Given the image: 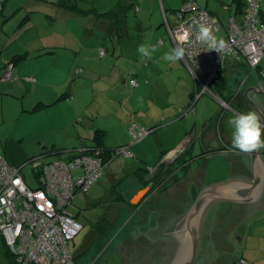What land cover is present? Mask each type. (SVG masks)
<instances>
[{"label": "crops", "instance_id": "crops-1", "mask_svg": "<svg viewBox=\"0 0 264 264\" xmlns=\"http://www.w3.org/2000/svg\"><path fill=\"white\" fill-rule=\"evenodd\" d=\"M40 1L36 2L32 12H27L28 21L24 24L22 20L19 29L36 31L37 39H30L31 42L25 41L12 50L11 56L3 55L0 65V115L2 118L0 125L7 126L4 130L0 128V152L10 164L24 166L28 164V160L42 156L44 153L47 155H43L40 159L60 155L69 157L70 152L83 147H92L94 137L99 132L103 133L104 148L113 150L119 146H128L130 152L131 145L136 143L130 144L131 126L150 131L148 136L155 139L163 127L173 125H162L168 118H177L181 112L193 108L191 110L194 114L191 120L187 116L184 118L186 121H183L184 129L177 128L174 132L177 142L179 137L181 139L183 133L185 134L183 142L178 144L179 147H169L166 151L160 150L159 161L154 168L150 167L151 171H154L155 167L161 163L163 152L176 153L189 147V150L187 149L189 153L197 141L202 144L200 150L209 151V141L218 138L221 145L216 152L227 151L236 154L230 163L232 167H229V171L236 173V179L239 181H252L250 165L248 168L247 163L241 160L245 155L250 162V157L247 153L233 148L231 141L233 129L227 123L234 114L253 111L246 100L232 95V82L252 72L248 71L244 61L236 60L231 56H228L231 59H224L227 56H223L222 68L214 86L218 97L215 102L221 105L220 100L225 101L229 107L220 106V109L210 112L209 105L202 104V95L199 97L200 93L196 92L194 78L183 60L174 64L178 72V82L172 83L170 80L169 85H166L161 80L148 81L141 73L142 66L138 61L141 58L140 55L136 61L133 60V55L127 54L131 52L127 46L118 48L115 40H111L114 31L112 32L107 25L101 24L92 28L84 26L71 13L58 9L56 5L66 0ZM73 1L77 3L82 0ZM87 1L90 0H83V2ZM158 1L164 26L169 35L170 28L177 22L178 10H172L173 17L169 19L163 7L166 0ZM29 2H35V0H27L21 4ZM20 11L22 12L21 9ZM40 12L43 16L36 17ZM169 38L172 46L176 47L170 35ZM157 45L163 48L164 41L159 38ZM168 51L166 49L164 52ZM101 52L103 56H100ZM136 53L139 54L137 51ZM159 53L157 51L153 56L159 57ZM149 63V60L144 61L143 65ZM8 64L12 65L13 79L11 80L4 79ZM263 66L264 58L259 67L254 70L255 75L253 72L250 74L244 91L248 87H258L255 76L261 72ZM172 69L171 66L170 70ZM131 80L135 81L134 86L130 85ZM178 89H182L183 100H186L181 105L176 103L177 97L174 95ZM248 97L264 109L263 96L249 93ZM160 135L157 138L163 142ZM174 148L178 149L173 151ZM169 150L172 151L169 152ZM258 153L264 161V149H260ZM131 156L130 153V157L127 158ZM138 169H126L118 180L111 176L110 189L118 190L119 195L111 197L109 204L112 207L111 214L102 221L107 224L108 229L113 222L118 224L114 218L115 211H123L125 215H121L122 225L118 228L114 227L115 237L117 234L126 232L127 241H131L130 238L134 237L144 244V249L139 251L136 244L123 245V242L117 244L114 251L123 262L126 260L127 264H153L151 260L163 257L166 260L165 263L170 264L172 248L169 239L163 235V230L166 223L174 217H164L162 206L167 205L164 204L166 199L155 198V191L148 195V190L147 195L145 194L137 204L133 205L134 208L127 206V202L131 204L133 197L131 198L130 195L134 191H138L139 188L145 189L143 182L148 176L144 173L142 180L138 178L136 175ZM105 170L104 168L101 178ZM171 189L169 186L164 193ZM161 195L162 193L159 197ZM217 203L225 206L226 204L250 205L262 211L264 210V190L261 197L252 203L234 201H218ZM146 207L150 209H145ZM155 207L159 210L162 208L163 216L154 210ZM188 210L178 212L176 216ZM74 218L79 223L77 218ZM154 232H160V237H153ZM256 236L253 235V237ZM244 242L247 246L248 237L241 236L239 244ZM87 247L88 244L85 243L74 253L71 251L75 260L81 259ZM229 248H232L231 245ZM246 250L247 247L244 248V252ZM152 252L154 254H151ZM244 256L245 254H241L239 258L236 257L228 262L238 264L243 261Z\"/></svg>", "mask_w": 264, "mask_h": 264}, {"label": "rangeland", "instance_id": "rangeland-1", "mask_svg": "<svg viewBox=\"0 0 264 264\" xmlns=\"http://www.w3.org/2000/svg\"><path fill=\"white\" fill-rule=\"evenodd\" d=\"M4 1L5 0H0V65L3 61V55L11 56L12 50L21 46L25 41H30V39L34 38L35 40L37 39L36 31L19 30L22 18L28 12V9L24 6L25 4L22 5L21 3L27 0ZM35 1L41 2L40 0ZM50 1L55 2L58 0ZM119 1L120 0H90L83 2L82 0L77 1V4L82 9H89L92 7L97 12L104 13L113 9ZM121 1L122 5L127 6L126 11L124 10V17L122 19L124 29L120 34L115 31L111 36V40H115L118 48L127 46V49L131 51L130 53L127 52V54L133 55V60L137 61L139 55L136 53L138 44L157 45L158 39L161 38L164 41V47H159V57L156 55L153 56V58L149 60L150 63L147 65H143L144 60L141 58L138 60L142 66L141 73L144 78L151 82L161 80L166 85H169L170 80L172 83L178 82V72L176 65H174L176 62L170 63L162 59L163 55L166 53L164 51L174 47L171 44L169 35L164 26V19L159 1ZM195 1L201 7L205 8L211 16L219 19V22L223 26H226L231 16H236L237 19H240V16L235 13L236 10H244V0H239V2L238 0ZM153 2L155 3L153 4ZM188 2V0H166L163 7L166 10L167 18L170 19L173 17L172 10H180L182 5ZM42 16L43 14L41 12L36 15L38 18ZM27 21L28 19H25L23 23L25 24ZM227 58L231 59L228 56L224 59ZM171 66L173 67L172 70H170ZM147 80L146 84L148 83ZM174 95L177 97L176 103L180 105L182 103L184 104L186 100H183L182 89H178L174 92ZM201 99L202 104L205 103L209 105L208 108L210 112L214 111V109H220L221 105L215 102L216 98L204 94ZM191 109L186 112H181V115L177 118H168L162 125H173L163 127L161 131L158 132V136H156L155 139L147 135L142 138L141 141L131 145V158L119 155L110 159L105 165L106 167H104L106 170L104 171L103 177H100L101 181L91 185L86 192L75 195L72 204L67 207V211L77 218L82 225V229L69 241V248L74 253L85 243L88 244V247L81 259H74V264H127L126 260L123 262L118 253L114 251L116 245L122 244V242L123 245H138V251L144 249L142 241L134 237L130 238L132 239L131 241H127L126 232L115 237V228L122 225V223H120L121 217L117 222L118 224L114 225L110 230L107 229V224L102 221V219L111 214L112 207L109 205L111 197L119 195L118 190L111 191L110 189L112 186L111 176L118 180L122 177V173L129 168H133L134 170L138 168L147 169V175L150 176V167L154 168L158 163L160 150L166 151L169 147H179L178 144L180 145V143L183 142L185 134L183 133V138L180 139L179 137V142H177L178 140L174 132L177 128L184 129L183 121L186 116L191 120L192 114H194ZM228 115L231 116L230 114ZM1 120L2 118L0 115V121ZM6 127V125H0L2 130ZM159 134H161L160 136L163 142L157 138ZM217 139L209 141V151H206V149L204 151L200 150L202 144L197 141L193 145L192 151L183 156L189 165L185 184L172 185V189L170 191L168 190L166 193H164L166 189L163 190V188L155 192V198L166 199L164 204L167 205L162 206L164 209V217L170 216L173 218L178 212L184 211L185 209L188 210L193 205L192 190L198 193L219 183L238 180L236 179L237 174L229 171V167H232L230 163L234 160L236 154L227 151L216 152V149L221 145L220 140ZM176 149L178 148H174L173 151ZM171 151L169 150V152ZM175 154L176 153L172 152L164 157ZM226 155H228V157ZM62 158H64V156L60 155L54 158L44 157L39 160L46 162ZM241 160L247 163V167L250 165L249 159L245 155ZM23 172L27 182L35 186V178L29 163L23 166ZM182 172L183 170L181 169L180 173ZM141 190L139 188L138 191H134L130 195L131 198ZM161 193L162 195L159 197ZM142 196L143 194L133 203L137 204ZM219 204L220 203L217 202L209 204L203 213L199 229L197 255L194 264H218L221 262L222 264H230V262H228L229 260L231 261L236 257L239 258L241 254H245L243 259L244 264H264V210L259 211V209H254L250 205L226 204L225 206ZM162 208L159 210L155 207L154 210L156 212L158 211L159 214L163 216ZM145 209H150V207H146ZM121 215H125L123 211ZM250 232H252V234H250ZM253 235H257L256 237L259 238L253 237ZM155 236L160 237V232H154L153 237ZM241 236L248 237L247 246L245 242L239 244ZM230 245L232 248H229ZM245 247H247V250L244 252ZM6 252H8L6 245L4 241L0 239V264H9ZM151 254L154 253L152 252ZM128 260H130V258H128ZM165 261L163 257H157L151 260V263L166 264Z\"/></svg>", "mask_w": 264, "mask_h": 264}, {"label": "built area", "instance_id": "built-area-1", "mask_svg": "<svg viewBox=\"0 0 264 264\" xmlns=\"http://www.w3.org/2000/svg\"><path fill=\"white\" fill-rule=\"evenodd\" d=\"M188 1L176 13L177 22L170 28L169 35L176 45L188 49L183 61L200 88L197 93L217 99L214 86L223 56L244 61L251 71L256 70L264 58V0H244V10L235 12L240 19L231 16L226 26L195 0ZM202 22L211 23L215 34L225 41V49L219 55L196 41ZM4 79H13L11 64L6 67ZM130 85L134 86L135 81L131 80ZM220 101L222 107H229L225 101ZM130 133L131 144L150 131L131 126ZM70 154L62 159L28 162L36 182L32 186L26 180L23 166L10 164L0 152V239L12 258L11 264L75 263L69 241L82 226L67 207L75 195L86 192L98 182L106 163L94 148L83 147ZM112 154L114 158L130 157L128 146H119Z\"/></svg>", "mask_w": 264, "mask_h": 264}, {"label": "water", "instance_id": "water-1", "mask_svg": "<svg viewBox=\"0 0 264 264\" xmlns=\"http://www.w3.org/2000/svg\"><path fill=\"white\" fill-rule=\"evenodd\" d=\"M199 89L198 85H195L196 92ZM249 93L264 97V91L261 88L248 87L244 93L252 110L264 119V109L248 97ZM247 154L250 157V171L253 175L251 182L231 180L210 186L197 195L193 205L186 213L176 216L166 223L163 235L169 239L172 248L170 264H194L197 255L200 221L209 204L218 201L252 203L261 197L264 190V161L259 157L258 151ZM147 191L148 188H145L133 196L130 201L131 204L135 205L133 199L136 197L138 199L142 194L144 196Z\"/></svg>", "mask_w": 264, "mask_h": 264}, {"label": "clouds", "instance_id": "clouds-1", "mask_svg": "<svg viewBox=\"0 0 264 264\" xmlns=\"http://www.w3.org/2000/svg\"><path fill=\"white\" fill-rule=\"evenodd\" d=\"M195 39L208 51H215L218 55L225 49V41L215 34V29L211 23H200ZM158 50L159 46L156 44H141L137 48V52L144 61L151 60L153 54ZM186 55H188V49L185 46L177 45L166 52L162 59L175 63L183 60ZM227 123L233 129L231 136L233 148L244 153L264 149V138H262V135H264V119L257 112L234 114Z\"/></svg>", "mask_w": 264, "mask_h": 264}, {"label": "trees", "instance_id": "trees-1", "mask_svg": "<svg viewBox=\"0 0 264 264\" xmlns=\"http://www.w3.org/2000/svg\"><path fill=\"white\" fill-rule=\"evenodd\" d=\"M36 2L37 1L29 2V3L24 5L28 9V13L33 11V8L36 6ZM238 2H239V0H238ZM56 6L58 7V9H62V10H65V11L71 13L81 24H83L84 26H88L89 28L103 24V25H107L111 31H114V32L116 31L119 34L122 33V31L124 29V24H122V22H123L122 19L124 17V10L126 11L127 6L122 5L121 0L116 3V5L113 9L109 10L108 12H104V13L103 12H97L92 7L89 9H82L73 0H66V1L60 2ZM28 17H29V15L26 14L22 20H25ZM89 148L97 149L99 151V156L103 158L105 163H107L110 159L114 158V156L112 154V149H106L103 147V133L102 132H99L95 135L94 140H93V146L89 147ZM188 148L183 150V155H185L187 153ZM166 154H167L166 152H163L161 154V159ZM43 155H47V153L42 154V156ZM56 155H60V154H56ZM42 156L30 159L27 161V163L38 160ZM171 167L172 166H168V165H165L162 163H160L157 167H155V173L151 174L150 179H149L150 181L143 182L144 186L149 184V183L153 184L150 187L149 193H152L154 191L155 192L159 191L160 189L162 190V188H163V190L166 189L165 184L167 182H170V179L173 178V176H171V175L174 171L171 169ZM147 172H148L147 169L140 168L136 171V175L138 178H140L142 180V178L145 175L144 173L147 174ZM173 180H175V179H173ZM127 206L130 208H134V206L129 204L128 202H127ZM6 255L8 257L7 258L8 263L11 264L12 263L11 256L9 255L8 252H6Z\"/></svg>", "mask_w": 264, "mask_h": 264}, {"label": "flooded vegetation", "instance_id": "flooded-vegetation-1", "mask_svg": "<svg viewBox=\"0 0 264 264\" xmlns=\"http://www.w3.org/2000/svg\"><path fill=\"white\" fill-rule=\"evenodd\" d=\"M248 71H251L248 69ZM261 72H259L258 75L255 76V79H256V83H257V86L258 87H255V88H261L263 91H264V68L262 70H260ZM255 75V71H252ZM252 72H249L250 74H253ZM250 74H246L242 79H235V81L232 82V95L236 98H242L243 100H246L245 99V88H246V84L248 82V79L250 77ZM198 92V90H197ZM220 119V118H218ZM184 150V149H183ZM234 150V149H233ZM183 151L180 150L179 152H176L175 155H170L169 157H165V158H162L161 159V163L162 164H165V165H168V166H172L171 169L174 171L172 173L171 176H173L172 179H170V182H167L165 184V188L166 190L169 188V186H172V185H179L181 183L185 184L187 178H186V173L188 171V162L186 161L185 157H183ZM240 168V167H238ZM249 168V166H248ZM183 170L182 173H180V170ZM247 170V169H246ZM246 172V171H245ZM155 173V170L154 171H151V174ZM184 173V174H183ZM251 175V174H250ZM148 176V175H147ZM151 176V175H150ZM150 176H148L147 180L145 181H150ZM144 178V177H143ZM175 179V180H173ZM172 180V181H171ZM252 180V179H251ZM144 181V182H145ZM144 184V183H143ZM150 184V185H149ZM147 185L144 186V188L148 187V195H149V192H150V187L153 185L152 183H149ZM193 191V194H192V199H193V203L197 197V195L200 193L195 190H192ZM147 195V194H146ZM116 212V213H115ZM115 221L118 222L120 217H121V213L122 212H119L118 211H115ZM203 218V217H202ZM118 221H117V220ZM201 223V222H200ZM116 224V223H115ZM114 222L109 226V230L112 229V227L115 225ZM118 235V234H117ZM116 235V236H117ZM108 237V236H107ZM120 239V237H119ZM173 245V243H172Z\"/></svg>", "mask_w": 264, "mask_h": 264}, {"label": "bare ground", "instance_id": "bare-ground-1", "mask_svg": "<svg viewBox=\"0 0 264 264\" xmlns=\"http://www.w3.org/2000/svg\"><path fill=\"white\" fill-rule=\"evenodd\" d=\"M137 200V197L135 199H133V202Z\"/></svg>", "mask_w": 264, "mask_h": 264}]
</instances>
